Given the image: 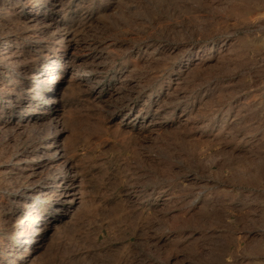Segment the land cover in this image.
<instances>
[{
	"label": "rangeland",
	"instance_id": "obj_1",
	"mask_svg": "<svg viewBox=\"0 0 264 264\" xmlns=\"http://www.w3.org/2000/svg\"><path fill=\"white\" fill-rule=\"evenodd\" d=\"M0 52V264H264V0H0Z\"/></svg>",
	"mask_w": 264,
	"mask_h": 264
},
{
	"label": "bare ground",
	"instance_id": "obj_2",
	"mask_svg": "<svg viewBox=\"0 0 264 264\" xmlns=\"http://www.w3.org/2000/svg\"><path fill=\"white\" fill-rule=\"evenodd\" d=\"M7 41L3 39L2 46L4 52H2L5 56L9 55L10 49L9 45H7ZM0 52V55L2 54ZM2 56V55H1ZM7 58V57H6ZM8 73V72H7ZM45 74V73H44ZM7 76V75H6ZM38 79V78H37ZM66 79V78H65ZM44 80V79H43ZM57 87V86H56ZM53 98V97H52ZM48 100V99H47ZM52 100V99H51ZM12 103V102H11ZM51 106V105H50ZM48 106V107H50ZM57 111V110H56ZM57 114V113H56ZM55 119V118H54ZM29 122V121H28ZM60 123V122H59ZM54 125V124H52ZM54 127V126H53ZM54 137V136H53ZM51 140V139H50ZM49 140V141H50ZM46 143V142H45ZM57 143V142H56ZM55 146V145H54ZM35 154V153H34ZM54 156H58V161L60 162V165L55 166V164H52V158ZM35 158H38V161L36 163L37 166H50L51 167V174L58 175L59 181L61 180V185L58 186H52L50 185V197L48 198V203L54 204V206L57 207L58 210H61V207L63 204L67 203L68 205H76L80 203L82 199V194L80 187L77 182V176L75 173H72V165L69 158L65 157L62 149L56 144L54 151L49 152V150H46L42 153V155L36 153L34 155ZM25 159V158H24ZM27 159V158H26ZM18 162V161H17ZM20 163V162H19ZM33 167V166H32ZM49 167V168H50ZM31 168V167H30ZM31 170V169H30ZM33 173V172H32ZM29 175V174H28ZM57 177V176H56ZM37 192V191H36ZM30 195L34 198V200L39 199L38 194H31ZM53 206V205H52ZM65 213L60 214L59 216H65ZM62 221V220H61ZM55 225V224H54ZM54 225H50V227L47 229V227H44V229L41 231V233L35 235V236H28L26 240L24 241V244L26 245L25 248H28L29 246L33 244H40L42 243L44 237L48 234V231L54 230ZM23 227V226H22ZM21 233V232H20ZM19 233V234H20ZM14 246V245H13ZM35 246V245H34ZM38 247V246H37ZM18 248V247H17ZM18 250V249H17ZM16 253V252H15ZM26 255V254H25ZM16 256V255H15ZM18 260V259H17ZM26 260V259H24Z\"/></svg>",
	"mask_w": 264,
	"mask_h": 264
}]
</instances>
